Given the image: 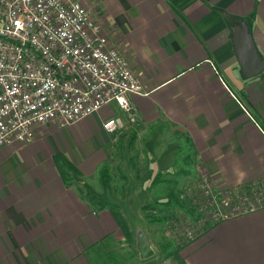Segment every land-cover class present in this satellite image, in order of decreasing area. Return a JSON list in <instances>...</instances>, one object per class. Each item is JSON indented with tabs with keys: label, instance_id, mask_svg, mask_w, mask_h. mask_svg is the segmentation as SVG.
Wrapping results in <instances>:
<instances>
[{
	"label": "crops",
	"instance_id": "obj_1",
	"mask_svg": "<svg viewBox=\"0 0 264 264\" xmlns=\"http://www.w3.org/2000/svg\"><path fill=\"white\" fill-rule=\"evenodd\" d=\"M79 2L146 93L127 95L134 118L110 101L84 118L79 133L71 126L80 120L43 123L30 142L0 146V264H131L121 249L139 259L145 218L136 227L126 220L127 242L107 209L81 197V182L110 169L119 145L131 166L124 184L133 187L178 172L175 160L158 164L183 144L185 161L199 163L219 187L264 177V70L243 77L230 39V25L244 22L264 58V0ZM112 117L120 129L101 130ZM154 196L145 195L138 214L160 199ZM175 257L181 264H264V208L208 225Z\"/></svg>",
	"mask_w": 264,
	"mask_h": 264
},
{
	"label": "built area",
	"instance_id": "obj_2",
	"mask_svg": "<svg viewBox=\"0 0 264 264\" xmlns=\"http://www.w3.org/2000/svg\"><path fill=\"white\" fill-rule=\"evenodd\" d=\"M145 93L79 0H0V146L28 143L35 125L65 127L110 101L134 118L127 95ZM120 126L119 117L100 123L105 132ZM202 175L183 186L193 220L178 215L163 224V235L178 244L210 224L264 208V178L229 189Z\"/></svg>",
	"mask_w": 264,
	"mask_h": 264
},
{
	"label": "rangeland",
	"instance_id": "obj_3",
	"mask_svg": "<svg viewBox=\"0 0 264 264\" xmlns=\"http://www.w3.org/2000/svg\"><path fill=\"white\" fill-rule=\"evenodd\" d=\"M93 20H94V18H93ZM83 122H84V119L76 122V124L71 126V127H75L74 130L76 132H78V129H80V130L82 129V126L84 125ZM180 145H182L181 142H180ZM117 149H118V151L115 150V155H119V156L118 157L114 156L112 160L111 159L109 160L110 161L109 162L110 169L108 171V174L103 176V179L100 176L101 173L99 171V173L97 175H95L92 179L86 178L87 179L86 181L81 182L80 188H83L82 189V196L89 203H92V204H96L97 202H104L105 204L110 205V206L111 205L118 206V209H121L122 214L125 215V217H124L125 220H127L128 223H130V225H132L133 227L134 226L136 227V225H142L144 223V218H145V221L147 222V225H148V230L146 232L143 229L142 233H143V236L145 237V239H147V241L149 242L148 245H150L153 248L154 252L148 258H145V259H141V258L137 259L136 258L135 259L136 261L135 260L133 261L130 259V261H128V262H130L131 264H181V261L178 258H176L175 255L169 256L167 258H163L162 249L156 243V241H158L160 239L159 235H158V230H157L158 227H156L155 225H151V226L149 225V223L147 221L148 218L146 217V213L143 209V206L141 207L140 212H142L144 217L141 214H138L140 204L144 203L148 199V197L145 198V195H154L153 194V191H154L153 184H149V185L146 184L145 185L143 183V184H140V186H137V183H134V187H133V183H131V181H130V182L126 183V185L124 184V186H125L124 191L122 190L121 194H118V193H116L115 190H112V187H116L117 183H121L122 181L125 183V178L121 179L119 174L120 175L126 174V176H127L126 178L128 180V178H129L128 173H131V168H130L131 166H129L128 164L125 165V160L120 158V154H121L120 145ZM181 149L184 153L187 154V151H186L184 144L182 145ZM181 159H182V157L177 151V152H174L172 154L171 158H169V157L163 158V160L160 161L158 166L165 167L166 165H169L167 160H171V161L175 160L177 162V164H180ZM173 165H174V163H173ZM158 166H156V167H158ZM192 167H193L194 175L190 176L187 174L188 176L184 175L180 179V187L179 188H181V190H180L182 192L181 196H183V197L186 196V195H182V194H184L183 193V186L184 185H186L187 183L190 185L192 183L193 179L200 178L201 176H203L202 174H204V173L209 178H211V176L208 175L202 169V167L200 166L199 163L196 162ZM139 171H140V169H139ZM171 171L172 172H170V173L169 172L162 173L161 177H163V180H168V179H171L173 177V175H174L173 173H175L176 170L173 168V169H171ZM164 176H166V177H164ZM161 177H160V179H162ZM262 178H264V177H262ZM262 178H259V179H256V180L244 183V184L247 186L248 185H254L255 183H253V182H256ZM241 185H243V184H241ZM241 185H237L235 187H226V188L234 189V188H237ZM144 187L146 189V193H145ZM155 188H156V186H155ZM135 190H137V192ZM121 195H124L122 201H121V198H122ZM186 197L188 198V196H186ZM190 200L191 199H189V201ZM148 201H149V199H148ZM151 203L152 202H149L146 205H150ZM190 205H191L192 209H194L193 205L191 204V201H190ZM121 210H120V212H121ZM178 210L184 212V210H182V209H178ZM183 215H185V214H181L180 216H183ZM185 216L188 217L189 219L191 218V220H193V216H190V217L187 215H185ZM188 218H186V219H188ZM191 220H189V221H191ZM162 241H163L162 239L159 240V242H162ZM121 250H123L125 252V254L131 255V254H128L129 251L124 250V249H121ZM123 262L125 264L126 260H124Z\"/></svg>",
	"mask_w": 264,
	"mask_h": 264
},
{
	"label": "trees",
	"instance_id": "obj_4",
	"mask_svg": "<svg viewBox=\"0 0 264 264\" xmlns=\"http://www.w3.org/2000/svg\"><path fill=\"white\" fill-rule=\"evenodd\" d=\"M178 153L182 157L180 164H178L179 166L178 172H176L175 175H173V177L168 180H163V179H160L159 177H156L152 181L151 184H153V188H154V191H153V194L155 195L154 197H156L157 199L159 198L160 199L156 201H152L150 205L143 206V209L146 213V217L148 218L147 219L148 223L152 225L154 224V225L160 226L161 228V235H162L163 241L159 242L158 246L161 247L162 249L163 258H167L169 256L175 255L178 249L180 248V246H182L185 242H188V241H185L181 244H178L176 243V240H173V238L164 236L162 232L163 224L167 221L170 222L176 219L177 216L181 214H185L189 217L195 215V212L190 205L189 198H187L186 196L184 197L181 196L182 192L180 191L181 188H179L180 179L184 175L193 176L192 175L193 167L190 161L191 159L188 161H185V158L188 156V152L186 154L180 148L178 150ZM108 171H109V168L105 169L101 173L100 176L103 178V176L108 174ZM119 176L121 179H124L123 175L119 174ZM154 185L156 186V188ZM123 186H124V182L122 181L121 183H117L116 187H112V189L115 190L116 193L121 194ZM182 195H185V194H182ZM81 197L82 199H85L83 196ZM97 203L94 204L97 209H107L111 213V215L115 219V222L117 223V226L123 232L126 241L129 242V231H128L127 222L125 218L123 217L122 213L120 212V210L118 209V206L116 205L110 206V205L105 204L104 202H97ZM89 204H92V203H89ZM178 209H182L184 210V212L179 211ZM130 259L134 261L136 257L133 254H131Z\"/></svg>",
	"mask_w": 264,
	"mask_h": 264
},
{
	"label": "water",
	"instance_id": "obj_5",
	"mask_svg": "<svg viewBox=\"0 0 264 264\" xmlns=\"http://www.w3.org/2000/svg\"><path fill=\"white\" fill-rule=\"evenodd\" d=\"M230 39L243 77L249 78L264 70V58L257 53L244 22H235L230 25ZM135 245L139 258L145 259L152 254V250L142 232L137 234Z\"/></svg>",
	"mask_w": 264,
	"mask_h": 264
}]
</instances>
